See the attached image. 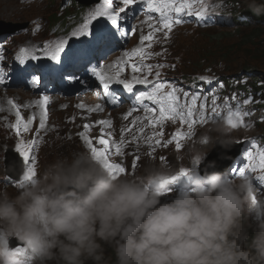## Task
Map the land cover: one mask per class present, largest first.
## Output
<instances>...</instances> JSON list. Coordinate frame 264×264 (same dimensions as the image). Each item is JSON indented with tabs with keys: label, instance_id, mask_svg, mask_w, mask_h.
Wrapping results in <instances>:
<instances>
[{
	"label": "clouds",
	"instance_id": "9594fccd",
	"mask_svg": "<svg viewBox=\"0 0 264 264\" xmlns=\"http://www.w3.org/2000/svg\"><path fill=\"white\" fill-rule=\"evenodd\" d=\"M224 1L259 32L251 40L238 38L227 28L236 20L217 28L231 30L229 36L242 49L264 46V6L255 0ZM228 56L217 60L237 57ZM177 129L170 125L164 130L172 136L170 131ZM210 131L224 136L230 129L218 121ZM210 145L211 137L188 142L185 155L201 162L190 179L169 185L165 178L179 171L171 163L149 161L135 175L113 177L88 148H81L67 153L53 149L52 159L43 165L37 155V175L17 186V173L26 168L23 158L12 149L0 153V235L15 237L27 247L20 254L0 242V264H264V219L252 222L254 209L263 213L264 199L257 195L253 207L249 176L229 178L214 171V163H204ZM9 152L15 165L9 164ZM174 156L180 162L181 156ZM9 180L15 188L1 185ZM105 244L113 249L114 259L105 255Z\"/></svg>",
	"mask_w": 264,
	"mask_h": 264
},
{
	"label": "snow or ice",
	"instance_id": "6c2138e0",
	"mask_svg": "<svg viewBox=\"0 0 264 264\" xmlns=\"http://www.w3.org/2000/svg\"><path fill=\"white\" fill-rule=\"evenodd\" d=\"M115 2H117V0H103L102 5H97L94 9L88 12L84 17L83 23L72 31L71 36L80 37L89 34L90 25H92V22L96 20L97 17H106L111 21L112 25H116L117 21L122 18V13L127 15L126 9H129L131 5H144L146 15L144 23L147 24L150 31L146 35H141L139 42L140 46L133 48L131 51H125L121 58L115 63L108 65L106 68L98 70L93 69V74L103 86L105 93L109 95H111L109 88L113 83L123 85V88L129 93H133L134 85L151 86L148 90L139 91L138 95L134 94V106L123 118L128 120L133 112L137 110L136 106L142 107L144 116H137L136 119L132 121V124L135 125L137 121L146 120L147 125L141 123L139 131L143 133L145 127L148 126L153 129L152 135L145 138L149 147L152 149V152H155L156 147L158 146L167 149L169 145L173 144V142H175L176 150H181L184 146L183 141L186 139L190 140L195 135L194 130L196 125H206L209 122L224 120L230 128L235 129L244 124L245 117L250 115V113L243 111L239 102L233 106L228 102V99L225 98L223 104H218L215 96H213L211 100V108L209 109L207 97H205L204 102H201L199 104V109H197V101L200 99L199 95H191L189 102V93L184 91L182 93L184 97L182 102L180 90L171 83L160 80L161 73L159 68H162L163 65L155 66L157 68V71L155 72L156 79L150 80L148 74H151L154 66L143 63L145 59L150 58L152 55V53L146 52L145 48H151L153 43L161 42L157 37L158 33H162L164 39L167 40L174 27L184 22L182 17L195 16L198 19H202L207 15L209 5L206 0H118V3L122 5L119 7L114 6ZM132 31H135V28H133ZM146 41L149 42L147 45H145ZM68 43L69 38H60L54 41H49L43 45L41 51L45 57L50 58L52 61H58L60 59V54L65 51ZM36 51L37 49L34 47H22L16 59L21 63L28 59L37 60L40 57L36 55ZM135 57H138L141 63L132 62ZM3 59V50L0 49V60ZM126 66L130 67L131 72L133 73L130 79L122 78V73L125 72ZM145 70L148 74L143 76L139 75V73ZM199 79L211 83L209 77L201 76ZM4 83L3 69L0 68V85ZM219 87L222 88L224 85L220 84ZM232 99L236 100V96H233ZM146 101L150 102V104L146 103ZM115 102V98H113L112 103ZM49 103L50 100L47 96H43L41 99L32 102V105L40 109L39 129H44L46 126L48 118L47 105ZM249 103L250 101L247 99L243 101V104L245 105ZM7 104L9 105L10 111H15L16 123L12 124L11 128L19 137L21 131H29V126L31 125L32 120H28L27 123L23 122L19 106L12 100H8ZM32 105H26L25 107H31ZM78 107L83 108L84 105L81 104ZM3 110V107H0V111ZM89 111L100 112L103 111V107L97 105L94 108H90ZM32 119H35V116H33ZM167 122H171L172 124L179 122L180 128L176 130L170 139L164 141V125ZM97 123L108 128L112 126L111 120H100ZM185 126L186 131L183 130ZM89 127L88 124H85L84 131L79 135L92 153L93 157L100 162L113 177L126 174L124 166L120 163L110 162L112 150L109 140L103 135V128H101V136L94 141L89 138V136L85 135ZM39 129L37 130V134H39ZM157 129H159V131H157ZM111 135V132L107 133V136L110 137ZM38 143L39 141L37 139H32L28 143L21 141L15 146L16 152L23 157V164L26 165L22 178L17 181L18 186H22L25 182L32 181L37 175V156L34 154V150L38 146ZM123 144V138H121L119 143L112 141V145L114 146L117 155H124L122 149ZM96 145H99L100 147H97ZM245 155L247 162L244 163L239 170L234 168L232 173H237L240 176L247 175L246 173L249 172L258 173L257 179H259L261 184H264V147H259L253 143L246 151ZM160 160L164 161L165 157L161 156ZM138 161H140L139 155L132 160L131 167L133 170L136 169ZM200 162L199 159H196L194 160V165H199ZM193 169L194 168L190 169L181 167L175 175L166 177L163 183L167 185L177 184L181 181L190 179ZM249 199L253 207L257 206L258 199L254 192L250 194ZM17 251L18 253L23 254L27 251V247L23 245Z\"/></svg>",
	"mask_w": 264,
	"mask_h": 264
},
{
	"label": "rangeland",
	"instance_id": "374dc122",
	"mask_svg": "<svg viewBox=\"0 0 264 264\" xmlns=\"http://www.w3.org/2000/svg\"><path fill=\"white\" fill-rule=\"evenodd\" d=\"M20 17H22V20H26L28 19L27 17H23V15H20L19 12L16 9V6L9 2L8 0H0V18L3 20H7V21H15L16 19H19ZM209 36H218V37H222L225 38L226 41L231 42L233 39L229 38V34H231V30H226V29H219V28H214L211 29L209 31H207ZM238 38H240V36L242 34H235ZM236 39V38H234ZM40 40V39H39ZM39 40H34L33 42H38ZM221 43H225V41L221 40ZM183 54V53H181ZM229 54H227L226 50H222L217 52V56L218 57H224V56H228ZM237 57L236 61L237 62H233L230 63L229 65L232 68H238L240 67L241 62L243 61V58L241 56L240 53H236L235 54ZM156 58L158 59H164V58H169L170 54H165V55H155ZM194 60V59H193ZM196 61L194 60V63ZM247 66L249 67H254L256 69H258L260 71H264V60H254V61H250L249 63H246ZM194 69H198L201 71V69H199V66L195 63L193 66H187V67H183L181 72L184 73H193L195 72ZM233 73L230 72H226V75H231ZM41 98H39V96L36 95H27L25 92L22 91H16V92H12V91H5V90H1L0 89V107H3V111H0V153L3 155H5V152L8 149H12L15 152V155H17L19 158H23L19 155V153L16 152L15 150V146L17 143L24 141L25 143L30 142L32 139H37L39 141L38 146L40 148V150H38L37 148L34 150V154L36 151H39V156L42 159L41 165H43L46 161L51 160L52 159V154H53V149H55L56 151H60V152H64L67 153V151L69 149H81V148H87V146L85 145L83 139H81L78 135V132L84 131L83 129V125L88 124L90 126L91 133L92 136L94 137H98L99 132L96 130H99L98 124H96V122H87V120H89V118L87 117L86 113H82L79 116H76L74 112L76 113H81L78 111L77 108L73 107L72 105V99H70L68 102L65 99L56 97L52 100H50V103L47 105V110H48V118L46 121V126L44 129H39V117H40V109L39 108H34L31 109L30 111H26V112H20L21 113V118L23 120V122L27 123L28 120H32L31 125L29 126V131L28 132H23L21 131V135L18 137L15 133V131L11 128L12 124L16 123V115H15V111L14 110H9V105L7 104L8 100H12L15 104L19 105H23V104H27V105H31L32 102L39 100ZM78 102V101H77ZM93 99H87L84 101L85 103H92ZM82 102L79 101V104H81ZM83 105V104H82ZM7 117L6 121L4 122V118L2 116ZM75 117L74 119H72V116ZM84 114V115H83ZM33 116H35V119H32ZM97 119L100 120H111L112 118L110 116H105L104 114L100 115L97 117ZM8 122H10L8 124ZM62 123H66V124H70V130H67L65 128L62 127ZM73 126L78 127L80 126V128L73 130ZM117 126V124H116ZM237 128H242L244 130V132H246V134L248 135V138H254L256 137V134H254L253 130H254V126L252 124H243L240 125ZM39 129V134H37V130ZM104 130H108L103 128V135L105 136V132ZM209 129H207V132H211L214 133L216 136L221 137L223 139H233V140H237V137L233 134V133H227L224 136H219L217 133L212 132V131H208ZM89 131V130H88ZM69 134L72 133L73 137H65V138H61L59 136L62 135L64 136L65 134ZM112 133V132H111ZM86 134H88L86 132ZM102 134V133H101ZM100 134V135H101ZM115 135H117V132H115ZM10 136H14V138H10ZM89 136V135H87ZM90 137V136H89ZM112 137H114L113 133H112ZM94 141L96 139L91 138ZM107 139V138H106ZM167 139H170L168 135H164L163 140L166 141ZM198 140V139H195ZM194 140V141H195ZM163 143V141H162ZM183 148L179 151L176 150L175 148V142H173L172 145H169V147L167 149L163 148L162 146H158L156 147L155 152L151 151V155L153 156H164L165 158L171 157L170 160L171 162H163L160 161L158 158H153L150 156L145 155L141 150V147L139 146H135L132 150H136V154L135 156H133L132 158L129 159H121V158H117L112 160V163H120L122 166L125 167L126 169V174H122V175H128V174H137L140 171H142L143 167L146 165L147 162L152 161L155 163H159V164H164L166 166H168V163H171L169 165V167L175 168L176 172L179 170V166L181 167H186V168H194V157H192L191 155H185L186 151H187V144L183 143ZM225 145V144H224ZM223 144H219V146L216 148L218 150L217 154H215V157H219L222 155V159L223 160H229V162L231 161V154L233 153V150L231 148V152H228L229 147L224 148L223 152L221 151L223 149V147H225ZM257 145V144H256ZM55 146H60L62 149L60 148H56ZM97 147H100L99 145H96ZM259 146V145H257ZM260 147V146H259ZM139 155L140 156V161L137 162V167L135 170L132 169L131 164H132V160L135 159V157ZM174 155H180L181 159L179 162V157L178 156H174ZM228 162V163H229ZM247 162V161H246ZM180 164V165H179ZM38 171V170H37ZM121 176V175H120ZM254 194L257 196V194L254 192ZM258 197V196H257ZM166 199L162 198V202H164ZM260 219H264V209H263V213L259 212V207L254 209L252 212V222H256ZM249 232L252 234V230L251 228L249 229ZM105 255L106 256H113L114 257V253H113V249L105 244Z\"/></svg>",
	"mask_w": 264,
	"mask_h": 264
},
{
	"label": "trees",
	"instance_id": "16d2710c",
	"mask_svg": "<svg viewBox=\"0 0 264 264\" xmlns=\"http://www.w3.org/2000/svg\"><path fill=\"white\" fill-rule=\"evenodd\" d=\"M256 5L259 6H264V0H255ZM251 12H253L251 10ZM227 28H231L234 30L235 34H242L240 37L243 38L244 40H251V38L257 37V32H259V28L258 27H254V26H248L245 28H238V26L236 24H229L227 26ZM231 38H234V35L229 36ZM217 40H220L219 38ZM223 40V39H222ZM238 40H234L231 42H225V43H220L218 42L216 45L220 46L219 51L221 50H226L227 54L230 53H241L243 56V62L245 63H249L250 61H254V60H264V46H258L257 48L255 46L248 48V49H242L240 46H238ZM230 45V48L228 47ZM229 57V56H228ZM228 57L224 56L223 58L229 59ZM222 58V57H221ZM237 58V57H235ZM199 66H202L201 64H199ZM250 236L251 233L249 232ZM114 259V257H113Z\"/></svg>",
	"mask_w": 264,
	"mask_h": 264
},
{
	"label": "bare ground",
	"instance_id": "6f19581e",
	"mask_svg": "<svg viewBox=\"0 0 264 264\" xmlns=\"http://www.w3.org/2000/svg\"><path fill=\"white\" fill-rule=\"evenodd\" d=\"M36 69H37V68H36ZM86 105H87V104H84V106H86ZM74 113H75V112H74ZM75 115H76V116H79L80 113H75ZM61 125H62L63 128H65V129H67V130H70V129H71V128H70V124L62 123ZM70 131H71V130H70ZM68 134H69V132H68ZM226 145H227V144H225L224 146H226ZM218 146H219V144H216V145L214 146L213 150L211 151V153H210V155H209V157H208L209 159L207 158V159L204 161V163H207V160H209V163H214L215 165H219V167H222V166L228 165L229 160H223V159H222V155L219 156V157H215V154H217V152H218V150L216 149ZM228 147H229V146H228ZM224 148H225V147H223V149L221 150L222 152H223ZM228 152H231V148H230V147H229ZM8 160H9V164H11V165H15L16 160H15L14 155H13L11 152L8 153ZM204 163H203V164H204ZM6 168H7V171H8V167H6Z\"/></svg>",
	"mask_w": 264,
	"mask_h": 264
},
{
	"label": "water",
	"instance_id": "95a60500",
	"mask_svg": "<svg viewBox=\"0 0 264 264\" xmlns=\"http://www.w3.org/2000/svg\"><path fill=\"white\" fill-rule=\"evenodd\" d=\"M81 5H91L95 3L97 0H77ZM205 165V164H204Z\"/></svg>",
	"mask_w": 264,
	"mask_h": 264
}]
</instances>
